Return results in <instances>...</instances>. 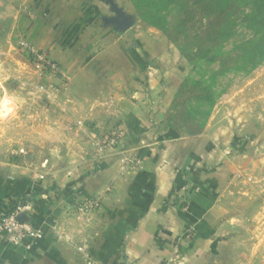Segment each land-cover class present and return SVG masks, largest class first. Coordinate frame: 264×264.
Masks as SVG:
<instances>
[{
	"label": "crops",
	"instance_id": "crops-1",
	"mask_svg": "<svg viewBox=\"0 0 264 264\" xmlns=\"http://www.w3.org/2000/svg\"><path fill=\"white\" fill-rule=\"evenodd\" d=\"M74 1L70 29L89 55L68 78L79 99L48 127L43 151L35 141L32 155L0 160V206L20 200V219L43 237L29 251L0 245V264H262L260 247L214 241L213 180L200 174L208 188L182 191L186 169L214 152L166 126L183 79L166 28L144 23L132 0Z\"/></svg>",
	"mask_w": 264,
	"mask_h": 264
},
{
	"label": "rangeland",
	"instance_id": "rangeland-1",
	"mask_svg": "<svg viewBox=\"0 0 264 264\" xmlns=\"http://www.w3.org/2000/svg\"><path fill=\"white\" fill-rule=\"evenodd\" d=\"M132 1L144 23L166 28L182 63L166 126L175 137L204 139L214 152L212 161L186 169L190 184L182 191L199 195L208 188L198 179L205 174L213 180L218 247L228 239L232 247L263 251L264 0ZM75 8L74 0H0V160L6 163L32 155L35 141L43 151L48 127L79 99L68 91V78L84 70L89 55L78 26L70 29Z\"/></svg>",
	"mask_w": 264,
	"mask_h": 264
},
{
	"label": "built area",
	"instance_id": "built-area-1",
	"mask_svg": "<svg viewBox=\"0 0 264 264\" xmlns=\"http://www.w3.org/2000/svg\"><path fill=\"white\" fill-rule=\"evenodd\" d=\"M120 138L121 136L110 133L104 136L105 144L115 145ZM23 210L20 200L0 206V245L29 251L35 243L42 240L43 234L38 228L20 219Z\"/></svg>",
	"mask_w": 264,
	"mask_h": 264
}]
</instances>
